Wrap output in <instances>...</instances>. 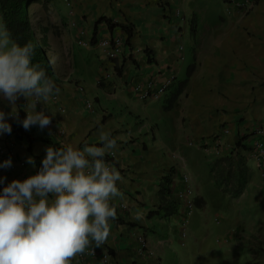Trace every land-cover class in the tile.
I'll return each instance as SVG.
<instances>
[{
	"label": "crops",
	"instance_id": "crops-1",
	"mask_svg": "<svg viewBox=\"0 0 264 264\" xmlns=\"http://www.w3.org/2000/svg\"><path fill=\"white\" fill-rule=\"evenodd\" d=\"M59 1L64 10L54 0L32 1L47 12L33 29L37 41H44L52 53L48 55L55 73L52 80L59 91L46 105H37L38 110L54 115L52 123L43 130L26 131L21 126L33 139L29 142L16 136L17 122L9 121L11 134L0 135V161L10 157L12 166L0 169V176L6 178L5 185L23 180L38 171L46 147L74 142L81 148L85 142L99 146L98 129L111 130L117 147L106 161L122 176L118 182L122 195L111 200L117 215L110 221L107 240L100 247L93 243L71 264H104L106 253L109 264H151L159 259L162 264L163 257L169 256L173 234L180 232V213L185 212L179 204L175 214L162 210V179L169 176L175 198L183 188L184 170L191 175L204 162L210 168L218 159L203 146L223 128L229 129L222 136L224 156L232 151L242 155L249 172L235 199L246 207V214L248 206H260L263 211L255 217L260 216L264 226V163L260 166L252 156L258 138L254 131L264 130V0H254L246 11L236 4L244 0H222L225 11L219 19L209 9H199V4L210 0ZM102 16L110 19L112 28L104 21L97 23ZM121 25L132 27L130 38ZM187 30L194 68L187 82L176 87L179 66L187 58L183 40ZM116 36L124 38V49L110 59L99 43ZM103 72L110 76L100 80ZM169 78L163 95H178L169 112L170 123L159 125L148 111L159 115L156 102L161 105L163 95L156 100L141 98L137 87L151 81L155 89ZM16 103L19 115L25 116L26 101L20 98ZM0 109L9 111L6 101L0 102ZM238 142L245 148L238 147ZM28 157L34 164L27 163ZM246 214L240 218L243 228L248 226ZM171 215L176 217L174 226ZM140 235L148 241L153 257L139 252ZM262 235L264 244V231Z\"/></svg>",
	"mask_w": 264,
	"mask_h": 264
},
{
	"label": "clouds",
	"instance_id": "clouds-1",
	"mask_svg": "<svg viewBox=\"0 0 264 264\" xmlns=\"http://www.w3.org/2000/svg\"><path fill=\"white\" fill-rule=\"evenodd\" d=\"M32 43L14 41L0 22V135L11 134L10 120L26 131L52 123L37 105H46L58 93L55 81L33 63ZM23 98L20 118L17 101ZM99 146L78 142L48 146L34 175L13 179L5 185L0 176V264H71L77 254L93 243L100 247L109 237L110 221L116 218L111 200L122 195L120 171L106 155L117 147L111 130L98 129ZM27 163L34 164L32 157ZM12 166L11 158L0 161V169Z\"/></svg>",
	"mask_w": 264,
	"mask_h": 264
},
{
	"label": "rangeland",
	"instance_id": "rangeland-1",
	"mask_svg": "<svg viewBox=\"0 0 264 264\" xmlns=\"http://www.w3.org/2000/svg\"><path fill=\"white\" fill-rule=\"evenodd\" d=\"M54 1L58 4L59 10L65 9L59 0ZM28 8L33 28L47 12L32 3L28 5ZM199 9L201 11L209 9L218 19L224 17L225 8L222 0L202 2L199 4ZM183 40L187 46L185 47L187 58L181 61L179 66L181 73L176 87L187 82L185 78L189 77V70L193 66V64L190 65L191 58L188 52L191 46L189 30L185 33ZM47 54L49 56L52 54L48 48ZM176 93L168 92L167 96L163 95L161 105L158 101L156 102V105L160 106L159 115L152 116V111H148L149 118L156 120L159 125L169 124L172 119L169 112L173 109L175 97L178 95ZM189 168L192 169L190 164ZM191 178L195 193L192 195L193 208L188 217L186 236L182 238L180 232L173 234L175 239L172 245L168 244L171 245L169 256L166 257L167 259L163 257L162 264H165V261L166 264H264V244L260 241L264 226H261L260 216L255 217L256 213L260 214L263 211L262 208L248 206L246 214L245 206L243 208L238 200L222 191L208 163L204 162L202 166L192 170ZM201 201L202 205L199 204ZM245 214V218L248 215V226L243 228L244 222L240 218ZM169 218L170 224L173 225L176 221L175 215ZM158 264H161L160 259Z\"/></svg>",
	"mask_w": 264,
	"mask_h": 264
},
{
	"label": "trees",
	"instance_id": "trees-1",
	"mask_svg": "<svg viewBox=\"0 0 264 264\" xmlns=\"http://www.w3.org/2000/svg\"><path fill=\"white\" fill-rule=\"evenodd\" d=\"M33 0H0V15L1 21L7 26L11 33V37L17 43L23 45L25 43H32L35 49L33 56V63L39 64L43 68L49 78H53L55 73L52 69L50 57L47 54V49L44 41H37L34 29L31 27L30 15L28 5ZM105 22L109 28L113 27V23L106 17H100L99 22ZM121 29L127 34L128 38L132 35V27L121 25ZM94 42V40L92 41ZM194 66H191L189 74L192 72ZM24 118L23 115L20 116ZM16 136L19 139H26L31 142L33 139L26 134L21 128L20 124L14 129ZM238 147L245 148L241 143H237ZM233 152V151H232ZM217 159L211 166L214 172L216 181L222 191L232 198L240 196L245 184L249 179V172L246 166V160L242 155L235 153ZM108 160L107 157H105ZM217 167H220L217 169ZM162 188L160 191V206L166 214H175L177 211L178 203L171 194L170 178L168 175L162 179ZM198 203V202H197ZM202 201L199 202L202 205Z\"/></svg>",
	"mask_w": 264,
	"mask_h": 264
},
{
	"label": "built area",
	"instance_id": "built-area-1",
	"mask_svg": "<svg viewBox=\"0 0 264 264\" xmlns=\"http://www.w3.org/2000/svg\"><path fill=\"white\" fill-rule=\"evenodd\" d=\"M67 3H69V0H65ZM226 2H234L233 0H225ZM254 0H244L241 3H236L240 9H244L245 11L250 8V6L253 4ZM81 42V41H80ZM124 38L121 36H116L114 38H107L100 41V46L102 47L103 51L107 55L108 58L114 59L118 55H120L124 49ZM110 76V73L103 72L101 75L100 80L105 79ZM101 82V81H100ZM171 83V78L165 80L161 85H159L157 88L153 89V84L151 81H148L145 86L139 85L137 89L141 92V98L145 99H159L166 91L168 86ZM91 104L88 103V107H90ZM229 129L223 128L220 133L216 134L214 137H212V140L210 144H205L203 146L204 151L207 154L215 155L216 157L223 156L224 154V148L223 146V138L222 136L224 134H228ZM254 133L257 135V139L255 140L253 146H252V156L256 159V161L259 163L260 166H262V163H264V130H255ZM191 144V143H190ZM171 157L173 159L178 160L179 157L176 154H172ZM181 181L183 183L182 190H179L176 192L175 200L178 202L180 207H183L185 209V212L180 213L179 217V227H180V233L182 238H185L186 236V227L188 223V217L191 212V209L193 208V187H192V178L191 175L187 171H183L181 175ZM122 210H127V205L121 204ZM138 241L140 243L138 250L140 253H142L143 256L146 258L153 257V251L149 248L148 241L146 240L143 235H140L138 237ZM109 255L106 253L104 255V264H109ZM157 259V258H156ZM151 264H158V261H153Z\"/></svg>",
	"mask_w": 264,
	"mask_h": 264
}]
</instances>
